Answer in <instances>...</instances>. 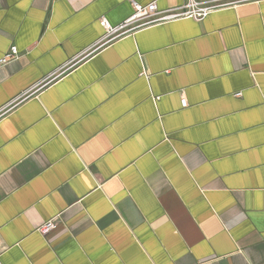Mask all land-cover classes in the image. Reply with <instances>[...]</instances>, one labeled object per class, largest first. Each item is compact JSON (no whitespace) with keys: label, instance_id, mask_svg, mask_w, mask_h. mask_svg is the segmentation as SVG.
Segmentation results:
<instances>
[{"label":"crops","instance_id":"obj_1","mask_svg":"<svg viewBox=\"0 0 264 264\" xmlns=\"http://www.w3.org/2000/svg\"><path fill=\"white\" fill-rule=\"evenodd\" d=\"M133 12L0 0V264H264V0Z\"/></svg>","mask_w":264,"mask_h":264},{"label":"built area","instance_id":"obj_2","mask_svg":"<svg viewBox=\"0 0 264 264\" xmlns=\"http://www.w3.org/2000/svg\"><path fill=\"white\" fill-rule=\"evenodd\" d=\"M247 1L251 0H187L186 3L178 9L160 11L156 2H152L148 5H141L136 3L134 0H130L134 12L132 16L125 20L122 24L112 27L105 17L101 19V25L106 30L103 40H115L125 36L134 29H138L149 24L172 22L187 18L201 21L209 13L216 9ZM17 54L18 51L16 47H12L11 51L0 60V65L6 64L9 60L15 58ZM182 106H187L185 100H182ZM57 228L58 223L55 220H49L39 228V232L43 236H47Z\"/></svg>","mask_w":264,"mask_h":264}]
</instances>
